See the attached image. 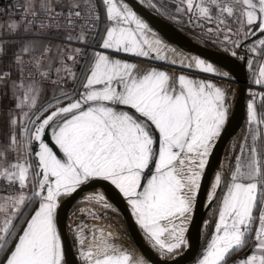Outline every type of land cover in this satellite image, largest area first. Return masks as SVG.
I'll list each match as a JSON object with an SVG mask.
<instances>
[{
	"label": "snow or ice",
	"instance_id": "1",
	"mask_svg": "<svg viewBox=\"0 0 264 264\" xmlns=\"http://www.w3.org/2000/svg\"><path fill=\"white\" fill-rule=\"evenodd\" d=\"M102 4L108 25L100 44L104 51L71 46L96 38L100 16L94 0H23L12 5L16 11L6 22H0V37L56 36L67 30L59 37L63 44L0 38V56L6 46H16L8 70H0V89L10 88L15 101L7 113L13 130L0 142V264H65L59 200L92 179L110 181L127 198L161 254L185 243L186 223L228 119L227 90L183 74L176 78L177 88L163 70L139 74L136 64L110 57L108 51L166 60L162 41L148 39L151 30L127 3ZM149 6L157 8L151 0ZM157 10L168 11L164 5ZM176 13L196 27L214 25L207 32L222 35L234 49L243 46L256 53L259 48L264 55V0H176ZM91 29L97 32L88 35ZM257 34L258 39L243 44ZM193 59L194 69L183 61L180 65L219 75L210 62ZM253 63L248 61L250 68ZM256 63L254 83L264 86V64ZM222 78H228L227 73ZM46 79L75 87H60L54 102L41 105V81ZM250 95H259L264 106V93ZM247 108L248 131L234 165H229L228 178L217 172L211 185L209 204L218 188L226 190L198 264H227L249 240L248 253L234 264H264V111L257 113L254 99ZM102 207L110 205L105 201ZM85 231L92 233L95 246L90 243L85 249ZM96 231L76 226L85 264H133L131 254L117 248L111 234L98 238ZM135 264L147 262L141 258Z\"/></svg>",
	"mask_w": 264,
	"mask_h": 264
},
{
	"label": "rangeland",
	"instance_id": "2",
	"mask_svg": "<svg viewBox=\"0 0 264 264\" xmlns=\"http://www.w3.org/2000/svg\"><path fill=\"white\" fill-rule=\"evenodd\" d=\"M143 5L149 7L165 19H167L170 22H173L177 25V27L185 32L187 38H191L193 41H195L198 44L204 45L206 47H212L216 48L222 51H225L227 53H230L232 55V52H236V57L239 59H242L243 55L247 56L246 60V75H247V83H246V97H245V118L240 125V127L237 129V131L229 138L227 144L225 145L223 149L222 154V164H221V173H223L225 180H227L229 175V165H234L235 163V156L239 154L240 151V144L244 139L245 133L248 131V99H249V93L251 91L250 84L254 82L255 77L253 76V73L255 72V66L257 60L254 56L255 54H261V50L258 48V51L256 53H251L247 50L246 47H243L244 50L239 48H233L230 43L223 41V36H216L212 35L207 32L208 27H214V25L206 24L205 27H196L193 23H189L186 16H183L181 14L176 13V0H151V3L157 4V8H153L149 6V0H137ZM160 5H164L167 8V12H164L163 10H157L160 8ZM141 18V17H140ZM143 20V18H141ZM144 21V20H143ZM150 29V28H149ZM151 32L148 33V39L154 41L155 39H160L162 41V44L160 45L161 48V54L166 55V60H157V61H167L171 63L173 60L176 61V65H180V62L183 61L184 65L191 64L192 68H195V61L194 57L201 58L205 60L206 62H210L214 68L217 70L220 76H223L225 73L228 75V80L213 78L210 76L197 74L193 72H188L185 70H180L177 68L172 67H166L160 64L151 63L147 61H143L137 58L127 57L120 54H108L110 57L114 59H120L122 61H127L133 64L137 65V72L139 74H143L145 71L155 68L157 70H163L167 72L170 77L172 78V84L173 86L178 88V83L176 78L183 74L185 76H188L189 78L198 79V80H204V81H210L212 83H215L216 85L222 87L223 89L227 90V106H228V117L232 111L233 103L235 100L236 95L238 94V77L235 75V73L230 70L228 67L222 65L219 62H216L212 59H209L204 56H200L194 52H191L185 48H182L178 45H175L173 43H170L163 39L154 29H150ZM247 41V42H245ZM243 42L244 45L251 44L253 41L249 39L245 40ZM155 46V45H154ZM253 54V55H252ZM253 60L254 63L252 67H249L248 61ZM156 60V59H155ZM186 67V66H185ZM254 77V78H253ZM82 90V89H81ZM62 155V154H60ZM231 157V159H229ZM206 173V169H205ZM97 180H103V179H92L88 182H86L84 185L80 187V189L77 190V192L81 191L82 189L90 186L93 182ZM111 183L110 181H108ZM144 181H142L143 183ZM114 186V185H113ZM115 187V186H114ZM116 188V187H115ZM226 189L218 188V191L216 192L217 198L211 203L210 207L206 211L202 224L200 229V239H199V246L197 249V252L195 253L194 259L186 264H198L199 259L202 257L203 254V247L207 243L209 237L211 236L212 231L214 230V225L218 216L217 209L219 207L220 203V197L224 194V191ZM75 192V193H77ZM206 192V186H205V174L202 179L201 188L199 191V195L196 201L195 209L197 205L199 204L201 198ZM122 194V193H121ZM123 196V194H122ZM66 197V196H65ZM124 197V196H123ZM64 198L61 197L60 200ZM126 202L127 198L124 197ZM59 200V201H60ZM105 202V201H104ZM104 202H93V201H85V200H79L76 203H74L66 212L65 218H64V225L67 232V235L69 237L71 246L73 248V251L75 253V256L77 258L78 264H85V261L80 257V248L81 245L78 243L76 238L75 229L77 225L83 224L86 226L87 229H93L95 228L97 231L95 235L98 238H106L108 234H111L112 240L117 246V248L121 250H126L128 253L132 256L133 264H135V261L139 259H144L147 264H157L153 262L151 259L146 257L133 243L125 220L119 211V209L109 201H106L110 207L104 208L102 207ZM128 204V202H127ZM129 210L133 216V219L136 223V226L141 233L144 241L155 251L161 254V251L158 248L152 247V241L149 240L146 236V233L144 230L140 227L139 223L136 220L135 215L132 212L131 206L128 204ZM194 209V211H195ZM83 210V211H82ZM89 213H94L95 215H90ZM194 213V212H193ZM193 215V214H192ZM191 215V217H192ZM190 219L186 223V231L189 225ZM207 222V223H206ZM186 231L184 234L185 243L179 248L174 250L172 253L165 252L164 254H161L166 257L176 258L180 257L182 252L185 249L186 246ZM102 234V235H101ZM85 249L87 246L92 243L93 246H95V243L93 241V235L89 231H85ZM165 239H168L169 237L167 234H165ZM251 243V240H249L248 245L245 246L244 249L247 248ZM207 246V244L205 245ZM243 255V249L240 251L234 252L230 257L227 259V264L230 263L231 259L242 257Z\"/></svg>",
	"mask_w": 264,
	"mask_h": 264
},
{
	"label": "water",
	"instance_id": "3",
	"mask_svg": "<svg viewBox=\"0 0 264 264\" xmlns=\"http://www.w3.org/2000/svg\"><path fill=\"white\" fill-rule=\"evenodd\" d=\"M124 3H127L130 8H132L139 16H141L150 26L153 28L163 39L166 41L178 45L182 48H185L191 52H194L200 56L207 57L216 62L221 63L222 65L228 67L232 70L235 75L238 77V94L235 97L232 111L227 119L226 125L222 131V135L215 144V148L211 153L209 158V163L206 167L205 173V186L206 192L201 198L199 204L197 205L191 220L189 222L187 231H186V246L180 257L171 258L166 257L152 249L143 239L141 233L139 232L136 223L133 219V216L129 210L128 204L122 194L117 188H115L111 183L105 180H97L93 182L90 186L82 189L77 193H73L70 196H66L59 201V207L57 209V222L58 230L61 234V239L65 249V264H78L77 258L71 246L69 237L67 235L64 218L67 210L77 201L82 200V196L85 192L96 190L97 188H102L106 197L114 203V205L121 212L128 232L131 236V239L134 245L149 259L157 264H186L191 262L195 253L197 252L200 239V229L201 224L204 218V215L211 204H209L208 199L206 200V195L210 181L221 164L223 149L227 144L229 138L237 131V129L242 124L245 118V91L247 83L246 75V60L247 56L243 55L242 59L237 58L236 56L231 55L225 51L206 47L204 45L198 44L193 41L191 38H187L184 35L186 34L180 30L174 23L168 21L149 7L143 5L137 0H123ZM256 36H252L250 40L255 39ZM247 42V41H245ZM243 42V44L245 43ZM244 50V48L240 47ZM132 58H137L143 61L160 64L166 67L177 68L180 70H185L188 72H193L197 74H202L210 76L213 78L228 80L227 78H222L223 76L204 73L202 71L189 70L188 67L174 65L167 61H157L154 58H139L131 54H123ZM49 134V133H48ZM50 136V135H49ZM50 146L54 148V151H57L55 146L50 143ZM218 191V189H217Z\"/></svg>",
	"mask_w": 264,
	"mask_h": 264
},
{
	"label": "crops",
	"instance_id": "4",
	"mask_svg": "<svg viewBox=\"0 0 264 264\" xmlns=\"http://www.w3.org/2000/svg\"><path fill=\"white\" fill-rule=\"evenodd\" d=\"M20 1L23 2V0H20ZM94 3H98L100 8H101V11H102V22H101L100 27L98 29V34H96V38L91 40V43H93L95 45V48L92 49V50H89V51H85V52L104 51V50H102L100 48V44H101L103 36H104V34L106 32V27L108 26L107 25V21H106L105 8H104V5L102 4V0H94ZM139 17H141V16H139ZM8 19L9 18H6V17L5 18H0V22H6ZM14 19H16V18H14ZM144 22L151 29V26L145 20H144ZM64 32L65 31H60L59 34L56 35V36L26 37V36H23V35H16V36L4 35V36H2L0 38L6 39V40L32 39V38H35V39L51 40L52 43L63 44V43H66V41H64L63 39H60L59 37L62 36ZM87 34L90 35L89 33H87ZM258 38H259V36H257L255 39H252V41L256 40ZM85 45H86L85 43H73L71 46L72 47H79V48H83L84 49ZM15 47H16L15 45L6 46V54L0 56V70H8L9 64H10V62L12 60V55H13V51H14ZM107 54H120V55H123L124 53H116V52L108 51ZM123 56H126V55H123ZM127 57H129V56H127ZM254 57L257 59V60H255L256 62L264 64V55L255 54ZM258 71L259 70H258V66H257V63H256L255 73L257 75H258ZM41 87H42V92H41V96L39 98L38 103L43 105V104H47V103H50V102H54L53 101V96H54V94L55 95H59V92L57 91V89H59L60 87H63L64 89H70L72 87H75V85H72L71 83H65L63 85H55V84L52 83L51 79H46V80L41 81ZM250 87L252 88L250 92L264 93V86H262V85H257L254 82H252L250 84ZM5 92H6V94H3ZM253 99L255 100V107H256L257 113L259 114L261 111H264V106H262V102H261L260 96L257 95L256 97H253L249 93V99L247 101L249 102L250 100H253ZM65 103H67V101H65ZM14 107H15V101L12 99V91H11V89L10 88H8V89H0V142H5L7 140V138H8V136H9V134L13 130L12 126L10 125L9 117H8L7 113H8L9 109H14ZM245 109H246V107H245ZM18 111L19 110H17V113H18ZM262 127H264V126H262ZM15 131H16L17 135L19 136V132H20L19 125L16 127ZM48 133L50 135V129L48 130ZM36 145H38V142H34V147H36ZM37 150H38V147H37ZM57 152H58V149H57ZM212 234H213V231H212L211 235ZM210 238H211V236L209 237L208 241L210 240ZM208 241H207V243H208ZM205 245H204L203 249L206 248ZM251 246H252V241H251L250 245L247 246L246 249H243L242 257H237V258L231 259L229 264H234L235 261L244 258L246 253H248L249 248H251Z\"/></svg>",
	"mask_w": 264,
	"mask_h": 264
},
{
	"label": "built area",
	"instance_id": "5",
	"mask_svg": "<svg viewBox=\"0 0 264 264\" xmlns=\"http://www.w3.org/2000/svg\"><path fill=\"white\" fill-rule=\"evenodd\" d=\"M17 3H22L20 0H0V18H9L11 16V13L13 11H16V9H14L12 7V5H15ZM95 4V8L96 10L99 12V16H100V20H99V27H100V24L102 22V11H101V8L99 6L98 3H94ZM13 18H16V19H19L20 17L19 16H16V17H13ZM98 27V29H99ZM79 29H72V31H78ZM60 31H67L66 29H61ZM97 32V29H91V30H88L87 33H89L90 35H93ZM95 48V45L93 43H88L85 45V48L84 50L85 51H89V50H92ZM3 184L2 182H0V187H2Z\"/></svg>",
	"mask_w": 264,
	"mask_h": 264
},
{
	"label": "bare ground",
	"instance_id": "6",
	"mask_svg": "<svg viewBox=\"0 0 264 264\" xmlns=\"http://www.w3.org/2000/svg\"><path fill=\"white\" fill-rule=\"evenodd\" d=\"M142 18V17H141ZM186 37V36H185ZM245 111H246V109H245ZM221 164H222V160H221ZM221 164L219 165V167H218V169L215 171V173H214V175H213V177H212V179H211V181H210V184H209V187H208V191H207V195H206V200L208 199V195H209V193L212 191V188H211V185H212V182H213V180H214V176H215V174L217 173V172H221ZM216 192H217V190H216ZM97 194H100V195H102L103 197H104V200H102V201H97V200H95V199H89L90 197H95ZM82 200H85V201H93V202H95V203H97V202H104V201H109V202H112V201H110L107 197H106V195H105V193H104V190L102 189V188H97L96 190H91V191H87V192H85L84 194H83V196H82V198H81ZM113 203V202H112ZM114 204V203H113Z\"/></svg>",
	"mask_w": 264,
	"mask_h": 264
},
{
	"label": "flooded vegetation",
	"instance_id": "7",
	"mask_svg": "<svg viewBox=\"0 0 264 264\" xmlns=\"http://www.w3.org/2000/svg\"><path fill=\"white\" fill-rule=\"evenodd\" d=\"M173 23V22H172ZM176 25V24H175ZM177 26V25H176ZM130 235V234H129ZM131 237V236H130Z\"/></svg>",
	"mask_w": 264,
	"mask_h": 264
}]
</instances>
